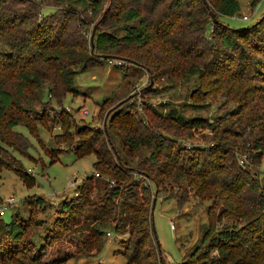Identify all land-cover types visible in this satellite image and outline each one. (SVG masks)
<instances>
[{"label": "trees", "instance_id": "obj_1", "mask_svg": "<svg viewBox=\"0 0 264 264\" xmlns=\"http://www.w3.org/2000/svg\"><path fill=\"white\" fill-rule=\"evenodd\" d=\"M260 1L251 0V5ZM238 11V0H0V42L8 48L0 51V152L4 154L0 155V169L8 167L30 177L22 164L21 168L12 166L5 155L9 149L27 154L30 147L28 138L15 130L17 126L37 132L38 125L49 119L31 106L40 102L38 90L47 87L51 99L62 104L67 94H80L75 86L78 73L108 60L131 61L146 67L155 78L176 75L180 56L191 61L199 58L200 64H191L187 72L206 85L217 82L221 84L218 89L227 90L226 84H238L240 98L245 100L250 92L261 93L257 104L251 100L239 114L246 123L261 121L255 126L261 136L255 138L254 147L264 151L263 142H259L264 140V89L245 84L253 77L264 81V59L252 54L264 50V20L244 28L220 20ZM103 16L92 49L91 39L83 32L88 26L94 28ZM191 27L197 35L185 41L182 36L188 35ZM152 41L157 44L151 45ZM196 41L203 43L201 49L189 51L187 44ZM127 50L131 55L123 54ZM110 100L100 106L104 109ZM172 117L182 130L212 127L203 118L186 119L176 113ZM61 122L63 127L69 124L64 119ZM155 122L153 116L138 118L131 110L120 108L112 111L105 127L77 130V158L94 154L93 169L102 177L106 174L107 186L103 202L95 205L92 195L101 177L95 173L87 176L77 187L78 198L63 201L62 213L68 214L57 222L58 234L53 238L60 239L70 231H82L84 236L87 230L89 236L81 244L93 252L105 233L101 228L115 223L114 231L126 235L119 250L126 264H160L150 183L160 193L185 181L202 201L212 200L220 218L229 219L227 228L211 240L210 247L216 248L218 256L209 264H264V178L257 179L237 164L221 134L218 144L187 149L165 132L163 122L161 126ZM51 154L53 160L58 158L53 150ZM36 198L38 205H44V197ZM183 200L178 198V205ZM87 208L92 213L85 214ZM28 229V224L14 216L9 223L0 217V264H65L66 257L46 260L45 238L40 246L33 238L24 240ZM207 232L208 241L214 228Z\"/></svg>", "mask_w": 264, "mask_h": 264}, {"label": "rangeland", "instance_id": "obj_2", "mask_svg": "<svg viewBox=\"0 0 264 264\" xmlns=\"http://www.w3.org/2000/svg\"><path fill=\"white\" fill-rule=\"evenodd\" d=\"M238 1L239 11L234 16H222L220 20L234 28L249 27L264 20V0L256 6L251 5V0ZM245 16L248 20L244 19ZM86 29L83 33L91 39L93 28L88 26ZM187 30L188 35L182 36L185 41L195 34L193 27ZM156 44L155 41L151 43ZM202 46L203 43L196 41L187 44V49L192 51L201 49ZM261 46L264 49V41ZM1 50L8 51V48L0 42ZM129 51L123 54L131 55ZM252 54L256 59H264V50H253ZM190 61L180 56L176 60V75L161 74L154 78L144 66L126 60H108L101 66L78 73L75 86L80 94H67L62 104L51 99L47 87L39 89L40 102L31 106L49 119L38 125L37 132L23 125L15 128L28 138L30 147L27 154L15 153L9 149L15 156L9 152L5 159L16 168H21L22 164L30 177L8 167L0 169V206L8 197L16 200V205L2 216L3 221L9 223L14 216L16 220L28 224L29 229L24 240L33 238L38 246L44 243L45 238L48 243L47 261L66 257L68 260L65 264H126V258L119 252L123 249L121 240L126 239V235L114 231L115 223H107L101 228L105 233L100 239V247L93 252L86 251L81 244L89 236L87 230L84 231V236L80 234L82 231H70L64 233L60 239L53 238L58 234L57 222L68 214L62 213L63 201L69 202L78 198L77 187L87 176L95 173L94 154L82 158H77L75 154L79 142L77 130L105 127L112 111L120 108L131 110L138 118L147 119L153 116L158 126L163 122L165 132L179 140L187 149L218 144V136L221 134L224 145L231 150L237 164L251 171L257 179H263L264 151L254 147L255 138L261 136L259 128L255 126L261 121L246 123L243 122L244 115L239 114L242 106H246L251 100L253 105L257 104L263 95L250 92L245 100L240 98L238 84H226L227 90L218 89L221 84L217 82L208 86L197 75L187 72L191 64L199 65L200 59ZM120 64L125 66L120 67ZM251 73L257 74L254 71ZM253 78L251 83L246 81L245 84L264 89V81ZM107 98L111 100L103 109L100 104ZM85 109L90 111L89 115H83ZM174 113L186 119L203 118L212 127L179 129L172 117ZM63 119L69 121L64 127L61 122ZM63 132L65 134L57 136ZM259 142L264 144L262 139ZM2 144L0 141V145ZM52 150L54 154H58L56 160L52 158ZM149 153V150L144 152L145 155ZM0 155L4 154L0 152ZM137 160L136 158L135 162ZM103 175L104 177L100 176L98 190L92 195L91 201L95 205L103 202V189L107 186L106 174ZM143 181L148 183L147 180ZM150 184L152 209L157 188L153 182ZM39 196L44 197V205L36 203V197ZM180 197L184 200L178 205L177 199ZM214 206L211 199L202 201L197 197L185 181L179 185L167 186L165 190L158 192L153 226L154 236L162 252L160 264H182L184 261L189 264H209L211 259L218 256V251L216 248L211 249L210 243L221 230L227 228L229 219L225 216L220 218L219 208ZM90 213L92 211L87 208L85 214ZM93 224L96 225L95 222ZM211 226L214 232L207 241V230Z\"/></svg>", "mask_w": 264, "mask_h": 264}, {"label": "built area", "instance_id": "obj_3", "mask_svg": "<svg viewBox=\"0 0 264 264\" xmlns=\"http://www.w3.org/2000/svg\"><path fill=\"white\" fill-rule=\"evenodd\" d=\"M245 20H248L247 19V16L244 17ZM90 114V111L85 109L83 111V115H89ZM95 175L97 177H100V173L99 172H96ZM142 176V175H141ZM111 184H114V181H111ZM16 205V200L14 197H8L6 198L5 200L2 201L1 203V206H0V217L4 216L6 214V211L9 209V208H12Z\"/></svg>", "mask_w": 264, "mask_h": 264}, {"label": "water", "instance_id": "obj_4", "mask_svg": "<svg viewBox=\"0 0 264 264\" xmlns=\"http://www.w3.org/2000/svg\"><path fill=\"white\" fill-rule=\"evenodd\" d=\"M104 16H105V14H104ZM104 16L99 20V22L93 28L92 35H91L92 49H94V47H95L94 39H95V35H96V32H97V28H98L100 22L103 20ZM213 17L215 18V15L214 14H213ZM136 173H138L140 175H145V174H143L141 172H136ZM157 196H158V191L156 192V196H155V199H154V202H153V206H152V224H153L154 208H155L156 203H157ZM153 228H154V226H153Z\"/></svg>", "mask_w": 264, "mask_h": 264}]
</instances>
